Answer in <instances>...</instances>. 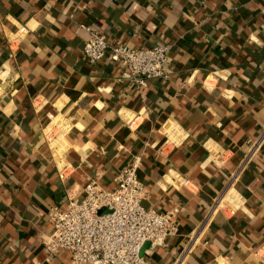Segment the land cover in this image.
Instances as JSON below:
<instances>
[{
    "label": "crops",
    "instance_id": "crops-1",
    "mask_svg": "<svg viewBox=\"0 0 264 264\" xmlns=\"http://www.w3.org/2000/svg\"><path fill=\"white\" fill-rule=\"evenodd\" d=\"M110 44H169L168 79L138 88ZM264 0H0V264H73L43 245L49 210L139 160L147 208H182L149 264H264ZM222 205L214 213L215 200ZM235 209L234 215L230 210Z\"/></svg>",
    "mask_w": 264,
    "mask_h": 264
},
{
    "label": "built area",
    "instance_id": "built-area-1",
    "mask_svg": "<svg viewBox=\"0 0 264 264\" xmlns=\"http://www.w3.org/2000/svg\"><path fill=\"white\" fill-rule=\"evenodd\" d=\"M88 32L83 55L95 64L106 56L126 68L134 84L142 89L155 79H168L169 44L151 47H132L110 44L105 34L94 26H83ZM264 144V129L253 142L241 164L230 175L229 186L238 181L255 154ZM139 160L123 168L115 189L102 188L96 179L82 189V197L69 193L65 208L53 206L49 210L52 232L43 245L49 255L62 250L71 254L73 264H149L144 255L150 250L165 247L179 232L177 219L183 209L168 211L147 208V186L138 177ZM222 198L215 200L211 213L221 208ZM235 209L230 210L234 215ZM190 246L185 247L173 264H184Z\"/></svg>",
    "mask_w": 264,
    "mask_h": 264
}]
</instances>
